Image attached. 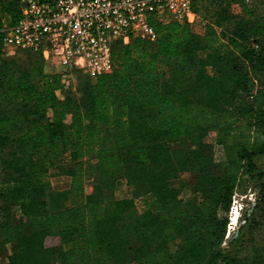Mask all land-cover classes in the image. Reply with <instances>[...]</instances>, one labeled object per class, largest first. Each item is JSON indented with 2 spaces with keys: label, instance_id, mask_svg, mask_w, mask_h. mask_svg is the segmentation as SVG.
<instances>
[{
  "label": "trees",
  "instance_id": "16d2710c",
  "mask_svg": "<svg viewBox=\"0 0 264 264\" xmlns=\"http://www.w3.org/2000/svg\"><path fill=\"white\" fill-rule=\"evenodd\" d=\"M255 1L193 0L203 32L151 19L155 41H117L112 72L91 78L74 69L77 91L39 55L5 59L0 42L1 260L131 264L134 254L140 264H264V240L251 255L230 250L264 211V17L254 16ZM4 11L16 19L17 0H0ZM185 139L189 147L173 146ZM92 157L99 181L87 193ZM120 168L145 197L104 193ZM56 176L68 186L56 189ZM253 185L260 196L224 247L233 196ZM15 212L45 227L26 233Z\"/></svg>",
  "mask_w": 264,
  "mask_h": 264
},
{
  "label": "built area",
  "instance_id": "2783aa9c",
  "mask_svg": "<svg viewBox=\"0 0 264 264\" xmlns=\"http://www.w3.org/2000/svg\"><path fill=\"white\" fill-rule=\"evenodd\" d=\"M16 13V19L8 11L0 13L3 53L41 56L46 65L59 68L64 88L70 87L74 69L91 78L112 72L117 41H155L153 18L204 28L193 0H17ZM57 94L63 97V89ZM236 194L230 222L233 212L242 209Z\"/></svg>",
  "mask_w": 264,
  "mask_h": 264
},
{
  "label": "rangeland",
  "instance_id": "374dc122",
  "mask_svg": "<svg viewBox=\"0 0 264 264\" xmlns=\"http://www.w3.org/2000/svg\"><path fill=\"white\" fill-rule=\"evenodd\" d=\"M256 6L255 8V17H264V2L261 0H256L254 4ZM231 11H233L234 14H242L241 6L238 3H233L231 5ZM192 29L203 32L204 28L191 26ZM5 59H9L12 57V54H3ZM45 70L47 72H53L57 73L59 71V68L53 67L51 65H46ZM80 73L75 72L71 81H70V87L73 88V90H78L79 81H80ZM206 141L213 144L215 146V152L217 156L223 155V148L221 145H219L216 142V133L210 132L207 137L205 138ZM192 144L191 139H185L181 142L174 143L173 146H182V147H189ZM70 157L66 156L63 159V163L67 164L70 161ZM257 162L260 166V168L264 171V156L258 157ZM97 159L95 158H88L87 159V175H86V192L92 193L95 190V185L99 181V173H98V166H97ZM108 185L104 187V193L107 196L113 197V198H125V197H136L139 195L140 197H145V191L142 187L135 189L133 188L127 180V177L125 175V170L123 168H120L117 170L116 174L112 177H110L108 180ZM53 185L56 189H63L66 188L69 184V179L66 176H56L52 178ZM186 182L188 185L193 188L195 184V176L192 178H186ZM257 185H253L252 188H249L247 191V194H243L242 192L238 191L236 194V202L241 203L242 209L239 211V208L235 210L232 214V221L234 222L233 226L229 229V234L227 232L226 240L223 244L224 247H228L229 241L232 239H235L239 234V229L242 224H244V215L247 210L251 211L252 206L254 203L258 200L260 196L259 188H257ZM138 196V197H139ZM139 209H142V204L138 202ZM260 213H263L258 217L259 222H255L253 225H249L248 223H245L241 229V236L239 240L234 243L230 247L231 251H235L240 256H246L251 255L252 250L255 247H258L262 245V242L264 240V211H261ZM13 223L16 225H20V227L23 229L26 233H31L33 231L42 229L45 227V223L41 219H32L21 216L19 212H15L13 215ZM48 244H54L57 242L54 238L48 239ZM11 246L7 247V251L11 250ZM5 250H0V254L4 252ZM0 264H7L5 260L0 259ZM131 264H140V261L138 260L136 255L131 256Z\"/></svg>",
  "mask_w": 264,
  "mask_h": 264
},
{
  "label": "water",
  "instance_id": "95a60500",
  "mask_svg": "<svg viewBox=\"0 0 264 264\" xmlns=\"http://www.w3.org/2000/svg\"><path fill=\"white\" fill-rule=\"evenodd\" d=\"M258 188H259L258 190H259V192H260V191H261V186H258Z\"/></svg>",
  "mask_w": 264,
  "mask_h": 264
}]
</instances>
